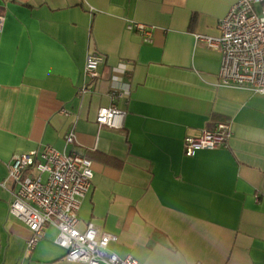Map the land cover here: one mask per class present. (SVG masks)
I'll return each instance as SVG.
<instances>
[{"label":"crops","instance_id":"1","mask_svg":"<svg viewBox=\"0 0 264 264\" xmlns=\"http://www.w3.org/2000/svg\"><path fill=\"white\" fill-rule=\"evenodd\" d=\"M235 1L0 0V264H85L64 258L55 225L26 253L31 232L8 212L12 155L44 145L92 161L77 227L114 234L118 256L264 264V94L219 85L220 52L195 40L219 36ZM126 20L151 25V41ZM89 52L103 57L94 80ZM110 104L126 113L120 129L95 122ZM218 121L227 146L185 155L183 138Z\"/></svg>","mask_w":264,"mask_h":264},{"label":"built area","instance_id":"2","mask_svg":"<svg viewBox=\"0 0 264 264\" xmlns=\"http://www.w3.org/2000/svg\"><path fill=\"white\" fill-rule=\"evenodd\" d=\"M4 17L0 15V31ZM125 28L136 31L144 42L152 39L151 25L126 20ZM219 36L196 34L195 40L220 52L218 84L246 88L264 94V0H236L218 21ZM103 57L89 52L83 74L90 80L98 77ZM89 91L82 84L77 93ZM63 113L67 114L65 111ZM125 111L114 104L97 110L95 122L111 129L123 127ZM232 136L230 122L218 121L203 128L198 135L183 138V152L193 155L199 149L226 147ZM75 141L68 130L65 143ZM92 161L77 153H64L50 145L14 153L8 163L6 178L1 182L9 194L8 212L30 230L25 252L30 253L48 225L57 227L56 243L65 250L64 258L85 264H139L132 256L120 257L108 250L116 240L112 233L97 231L92 222L83 230L77 227L80 201L91 187Z\"/></svg>","mask_w":264,"mask_h":264}]
</instances>
